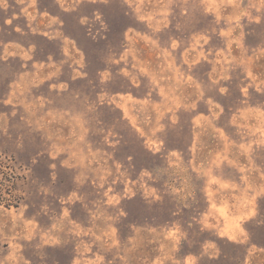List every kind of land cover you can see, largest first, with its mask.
<instances>
[{
    "label": "rangeland",
    "instance_id": "rangeland-1",
    "mask_svg": "<svg viewBox=\"0 0 264 264\" xmlns=\"http://www.w3.org/2000/svg\"><path fill=\"white\" fill-rule=\"evenodd\" d=\"M0 264H264V0H0Z\"/></svg>",
    "mask_w": 264,
    "mask_h": 264
}]
</instances>
